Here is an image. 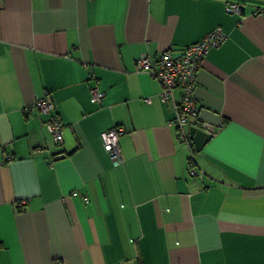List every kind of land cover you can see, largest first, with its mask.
<instances>
[{
  "label": "crops",
  "instance_id": "obj_1",
  "mask_svg": "<svg viewBox=\"0 0 264 264\" xmlns=\"http://www.w3.org/2000/svg\"><path fill=\"white\" fill-rule=\"evenodd\" d=\"M232 1L241 14L225 11ZM261 9L264 0H0V147L13 156L0 155V264H264ZM217 26L228 39L195 83L197 121L212 136L196 150L136 59L178 55ZM46 95L61 142L31 105ZM114 125L125 129L119 165L101 137Z\"/></svg>",
  "mask_w": 264,
  "mask_h": 264
},
{
  "label": "built area",
  "instance_id": "obj_2",
  "mask_svg": "<svg viewBox=\"0 0 264 264\" xmlns=\"http://www.w3.org/2000/svg\"><path fill=\"white\" fill-rule=\"evenodd\" d=\"M225 11L241 14L242 4L237 1L228 2L225 4ZM256 12H264V9ZM227 39V32L222 27L217 26L207 32L199 41L185 46L178 55H175L171 50H164L156 57L147 52H142L136 59L138 69L146 71L161 82L162 89L159 95L162 100L169 102L175 110V117L171 123L176 125L179 139L189 147L192 144L189 128L191 126L200 127L197 121L200 102L195 93L197 73L208 51L211 48L220 47ZM177 89L180 91L178 98L175 94ZM91 93V101L100 103L103 97L101 89L94 86ZM31 105L37 107L42 113L49 115V118L45 121L46 128L53 135L55 141L61 142L64 138V125L54 112L53 99L46 95L45 97L36 98ZM124 131L123 125H114L101 133L103 146L111 156L114 165L122 164L124 161L119 142L120 135ZM0 155L3 156L5 161L13 159V156L4 153L1 147ZM203 173V170L197 167L189 169V174L192 176L202 175ZM78 194V191L72 193L73 196ZM84 200L89 202L87 196L84 197ZM24 202L25 200L21 201V203Z\"/></svg>",
  "mask_w": 264,
  "mask_h": 264
},
{
  "label": "water",
  "instance_id": "obj_3",
  "mask_svg": "<svg viewBox=\"0 0 264 264\" xmlns=\"http://www.w3.org/2000/svg\"><path fill=\"white\" fill-rule=\"evenodd\" d=\"M189 136L196 150H200L211 138L212 134L202 127L191 126L189 128Z\"/></svg>",
  "mask_w": 264,
  "mask_h": 264
}]
</instances>
